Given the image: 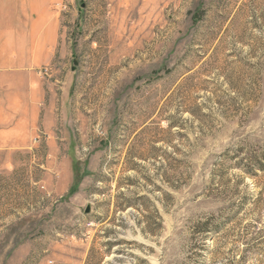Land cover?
Segmentation results:
<instances>
[{"label": "rangeland", "instance_id": "rangeland-1", "mask_svg": "<svg viewBox=\"0 0 264 264\" xmlns=\"http://www.w3.org/2000/svg\"><path fill=\"white\" fill-rule=\"evenodd\" d=\"M40 2L53 110L0 152V264H264V0Z\"/></svg>", "mask_w": 264, "mask_h": 264}, {"label": "crops", "instance_id": "crops-1", "mask_svg": "<svg viewBox=\"0 0 264 264\" xmlns=\"http://www.w3.org/2000/svg\"><path fill=\"white\" fill-rule=\"evenodd\" d=\"M40 0H0V152L27 148L49 108L39 69L61 46ZM47 5L48 2L44 1Z\"/></svg>", "mask_w": 264, "mask_h": 264}, {"label": "built area", "instance_id": "built-area-1", "mask_svg": "<svg viewBox=\"0 0 264 264\" xmlns=\"http://www.w3.org/2000/svg\"><path fill=\"white\" fill-rule=\"evenodd\" d=\"M51 70H49L48 67H42L41 69H39V74L42 77H48L50 75Z\"/></svg>", "mask_w": 264, "mask_h": 264}]
</instances>
